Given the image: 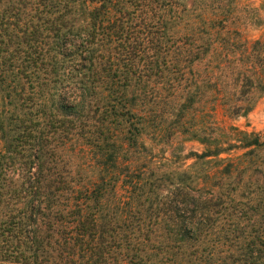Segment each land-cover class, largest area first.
Wrapping results in <instances>:
<instances>
[{
    "label": "trees",
    "instance_id": "obj_1",
    "mask_svg": "<svg viewBox=\"0 0 264 264\" xmlns=\"http://www.w3.org/2000/svg\"><path fill=\"white\" fill-rule=\"evenodd\" d=\"M258 10L0 0V264H264Z\"/></svg>",
    "mask_w": 264,
    "mask_h": 264
},
{
    "label": "rangeland",
    "instance_id": "obj_2",
    "mask_svg": "<svg viewBox=\"0 0 264 264\" xmlns=\"http://www.w3.org/2000/svg\"><path fill=\"white\" fill-rule=\"evenodd\" d=\"M262 1L263 0H240V3L243 7L247 6L260 9ZM258 12L260 17L264 19V13L261 10H258ZM242 17L246 18V22L252 21L251 13H245ZM247 34L251 39L259 38L263 35V28L250 24V27L247 29ZM217 118L225 126L234 125L244 131L264 134V97L257 102L246 118L229 119L223 115L221 110L217 114ZM189 148H191V146H189ZM196 148L198 147L196 146Z\"/></svg>",
    "mask_w": 264,
    "mask_h": 264
}]
</instances>
